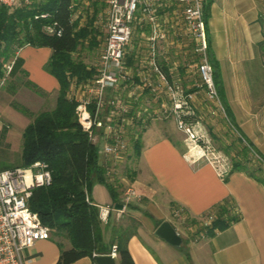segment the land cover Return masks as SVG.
<instances>
[{
  "label": "crops",
  "instance_id": "0c3cea01",
  "mask_svg": "<svg viewBox=\"0 0 264 264\" xmlns=\"http://www.w3.org/2000/svg\"><path fill=\"white\" fill-rule=\"evenodd\" d=\"M204 7L220 98L232 123L264 156V0H205ZM94 13L96 16L98 10ZM78 21L83 26L82 20ZM134 42L130 62L138 48L137 40ZM87 43L83 40L84 46ZM78 51L72 53L73 57L80 58ZM52 52L51 47L36 44L19 49L16 59H21V66L17 71H27L32 83L15 87L14 65L0 87V115L4 122L15 121V96L23 89L36 97L58 93L60 82L46 68ZM177 71L192 86L193 80L184 69L179 67ZM195 89L196 112L207 117L211 109L201 100L204 90ZM178 131L170 133L163 122L152 121L141 137L139 154H135L133 146L131 157L121 165L122 183L133 187L141 200L133 198L120 210L116 200L125 186L117 188L118 195L114 197L108 185L100 181L90 186L89 198L96 206L111 207L110 225L128 218L138 222L137 232L128 241L136 264H264V181L243 170H234L222 178L209 163H191L184 155V134ZM0 132L7 143L15 140L10 129ZM16 152L21 156V151ZM225 200L238 208V219L206 238L195 239V229L186 231L183 227V243L173 246L156 234L164 220L179 230L171 219L175 205L183 206L191 221H196ZM106 234L110 238L111 226ZM69 247L68 238L52 232L49 238L26 247L23 254L26 264H56L62 248ZM68 264L97 263L91 256H84Z\"/></svg>",
  "mask_w": 264,
  "mask_h": 264
},
{
  "label": "built area",
  "instance_id": "2783aa9c",
  "mask_svg": "<svg viewBox=\"0 0 264 264\" xmlns=\"http://www.w3.org/2000/svg\"><path fill=\"white\" fill-rule=\"evenodd\" d=\"M19 1L0 0V7H13ZM102 2L104 5L96 13L94 20V25L102 20L105 27V39L96 73L85 79L70 76L67 96L76 103V113L82 129L87 132L90 141L98 146L99 162L106 168L108 181L123 189L117 183V178H121L119 169L131 155L134 142L141 139L152 121L168 117L174 119L177 128L185 134V157L193 164H211L219 176L226 178L232 172V160L228 154L216 148L211 137L204 131L194 106L197 93L195 87H201L206 97L216 102L227 116L208 53L205 0ZM176 4L182 7L178 9ZM76 5L72 0L71 21L81 20ZM138 10L140 13H137ZM171 12L181 15L186 33L194 43L191 52L196 56L183 58V62L187 64L182 67L186 76L188 74L192 78V86L185 84L184 80L187 79L177 71L181 68V59L176 55L177 50L173 52L172 47L180 46L179 40H168ZM35 18L51 19L44 24L46 33L62 35L63 28L50 12H39ZM134 39L137 40L138 48L135 50L134 61L130 62L128 57L132 44L136 43ZM29 44L31 43H24ZM14 46L13 55L3 65L4 74L0 87L12 72L16 54L23 45ZM3 124L0 116V126ZM230 125L238 132L232 122ZM240 136L242 137L241 134ZM252 150L264 163V158L258 151L254 148ZM51 180L48 163L43 160L30 166L0 169V264H26L24 249L37 240L51 236L50 226L44 224L39 214L29 207L34 188L49 185ZM133 198L142 199L133 187L125 186L121 192L123 208ZM87 200L92 202L89 195ZM98 207L99 218L102 222H107L111 207ZM228 207L231 212H238L235 204ZM173 216L182 222L191 220L181 205L173 207ZM214 216V213H209L194 221L203 225L200 232L197 231L195 239L209 236L207 226ZM109 254L117 258L116 245H113ZM94 255L97 256L96 253Z\"/></svg>",
  "mask_w": 264,
  "mask_h": 264
},
{
  "label": "trees",
  "instance_id": "16d2710c",
  "mask_svg": "<svg viewBox=\"0 0 264 264\" xmlns=\"http://www.w3.org/2000/svg\"><path fill=\"white\" fill-rule=\"evenodd\" d=\"M71 1L33 0L31 4L14 11L6 10L3 14L0 12V77L3 63L11 54L15 43L24 45L30 42L52 48L46 68L60 82L55 106L40 111L23 130L20 165L30 166L43 160L48 163L52 175L49 185L34 188L29 207L39 214L42 222L50 226L52 232H57L71 242V247L62 248L56 264H68L84 256H91L96 263L97 256L109 253L113 245L117 247V264H136L128 248V241L137 232L138 222L128 218L125 222L110 225L109 217V221L103 223L99 218V207L87 200L89 188L95 181L106 183L114 197L118 193L114 182L107 179L106 168L99 162L98 146L90 141L78 121L76 103L67 96L70 76L85 79L94 74V69L90 70L82 59L73 57L72 53L83 45V40H88L89 45L94 46L93 33L96 32L94 15L83 26H79L78 20L71 21ZM39 12H50L63 28L62 35L46 33L44 24L51 19L35 18ZM206 18L205 14V21ZM208 53L217 84V67L212 61L209 48ZM14 65L17 71L21 66V59L17 58ZM16 106L25 114H31L25 106ZM235 145L224 144L221 150L229 154L236 148ZM133 146L138 155L141 139L134 142ZM249 163V148L245 145L232 156V171L243 170L264 181L263 168ZM116 203H122L121 198ZM230 204V200H225L204 214L215 215L207 226L209 236L238 219L228 207ZM110 226L109 238L106 233Z\"/></svg>",
  "mask_w": 264,
  "mask_h": 264
},
{
  "label": "rangeland",
  "instance_id": "374dc122",
  "mask_svg": "<svg viewBox=\"0 0 264 264\" xmlns=\"http://www.w3.org/2000/svg\"><path fill=\"white\" fill-rule=\"evenodd\" d=\"M33 1V0H32ZM74 2L77 3L76 8L78 9V14L80 15V18L83 22V25L86 24V20L89 19L91 16H93V14H95L94 12L96 10L100 11L101 7L104 5V2H102V0H73ZM84 1H86L84 3ZM86 3H88V5H86ZM30 3H26L23 0H20L16 5H14L13 7H8L6 5L1 6L0 8V12L1 14L5 13L6 10H8V12L10 11H14L16 8L24 6V5H29ZM178 9H180L182 6L176 4L175 5ZM137 13H140V10H138ZM180 13V12H179ZM97 16V15H96ZM100 22V21H99ZM94 25V23H93ZM169 30H170V36L168 38V40L174 39V40H179L180 46H175L176 48L172 47L173 52H175L177 50L179 55V58L181 59L180 62V66L182 67H186L187 63L183 62V58H186V56L190 59L191 58H195V54H193L191 52L192 48H193V41L190 38V36L186 33V29L184 26V22L181 18L180 14H174V13H170L169 15ZM94 28L96 29V32L93 33L95 35V44L94 46H90L89 43H87L85 46L84 44L81 45L79 47V55L78 57H80V59H82L87 65L88 68L94 69V74L96 73V67H97V62L98 59L101 55L102 52V46L104 43V39H105V30H104V26H103V22L101 20V22L97 25H94ZM17 44V42L15 43V45ZM15 46H13V48L11 49V54L7 57V59L4 61L3 65L6 64V62L11 58V56L14 53V48ZM174 54V53H173ZM3 67H2V76L0 77V80L3 77ZM93 74V76H94ZM10 79V78H9ZM7 80L5 87L8 85L10 80ZM198 82H200V78L197 77ZM186 80H184L185 82ZM30 83H32L31 81H29L28 79V72L23 70V68H21L19 71H15V87L18 85H22L23 83L27 86H30ZM185 84H187V81L185 82ZM217 85V84H216ZM201 88V87H199ZM218 88V87H217ZM202 89V88H201ZM27 89H23V91L20 92V94H18L17 96H15V121L10 124L8 122H4L3 125L0 126V129H10L11 133L15 135V140L12 141L11 143H7V139L4 136V133L0 132V168H8V167H15V166H21V156L19 154H17V150L22 152V148H23V130L24 127L30 123L34 116L36 114H38L40 111L42 110H46V109H51L55 106L56 104V99H57V94L58 93H53L52 95H46V96H40V97H36L33 95H30ZM204 92V91H202ZM201 100L203 102L206 103V105L211 109V112L209 113V116L204 117L203 113H199V115H197V117L201 120V124L202 127L204 129V131L207 132V134L211 137L212 142L214 143V145L216 146L217 149L221 150V146H223L224 144L227 145H231V144H236V148L231 150V153H227L228 156L231 158L232 160V156L235 154V152H237V150L241 149V147L243 146H247L249 148V161H250V165L252 166H257L260 165L263 168V172L262 174H264V163H262L259 158L253 153V148L258 151V153L264 158L263 154L253 146L252 143L249 142V140L246 138V136L240 131L238 130V132L235 130V128H233L230 125L231 119L229 118L228 112L225 108V112L227 114V116L225 115V113L222 111V109L216 104V102L209 100L206 97L205 92L202 93L201 95ZM221 100V98H220ZM222 102V100H221ZM223 104V102H222ZM16 105H23L26 108H28V110H30L31 114H25L24 112H22L21 110H19V108ZM224 106V104H223ZM225 107V106H224ZM1 116V115H0ZM2 118V116H1ZM3 120V118H2ZM160 122H163V124H165V127L168 126V131L170 133H177V131L179 129H177V127L174 125V122L172 120V118L168 117V118H163V119H157ZM4 121V120H3ZM156 121V120H155ZM11 127V128H10ZM179 132V131H178ZM182 132V131H180ZM184 134V133H183ZM240 134L242 135V137L240 136ZM213 135L216 137H213ZM185 137V134H184ZM233 142V143H232ZM132 150V149H131ZM129 157H131V155H129ZM131 167L133 166L132 164H130ZM117 183L119 185H124V183H122L121 178H117ZM171 219L172 221L175 223V225H177L179 227V231L182 235H184V230L182 231V228L185 227V230H194V233L197 234V231L200 232V230L202 229V223L201 222H193L191 220H187V221H179L178 219H176L173 215H171Z\"/></svg>",
  "mask_w": 264,
  "mask_h": 264
},
{
  "label": "water",
  "instance_id": "95a60500",
  "mask_svg": "<svg viewBox=\"0 0 264 264\" xmlns=\"http://www.w3.org/2000/svg\"><path fill=\"white\" fill-rule=\"evenodd\" d=\"M116 208L122 209V203H116ZM156 234L161 238L165 239L173 246H180L183 243V237L178 233L176 228L168 220H164L156 229ZM97 264H117V259L107 253L100 254L96 258Z\"/></svg>",
  "mask_w": 264,
  "mask_h": 264
}]
</instances>
